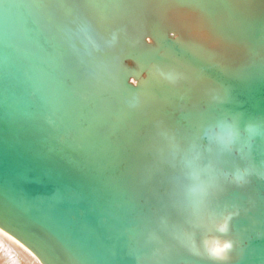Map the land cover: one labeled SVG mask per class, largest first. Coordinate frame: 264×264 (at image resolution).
Masks as SVG:
<instances>
[{
    "label": "water",
    "instance_id": "water-1",
    "mask_svg": "<svg viewBox=\"0 0 264 264\" xmlns=\"http://www.w3.org/2000/svg\"><path fill=\"white\" fill-rule=\"evenodd\" d=\"M0 230L41 264H264V0H0Z\"/></svg>",
    "mask_w": 264,
    "mask_h": 264
},
{
    "label": "bare ground",
    "instance_id": "bare-ground-1",
    "mask_svg": "<svg viewBox=\"0 0 264 264\" xmlns=\"http://www.w3.org/2000/svg\"><path fill=\"white\" fill-rule=\"evenodd\" d=\"M0 236V260L4 264H41L32 253L1 230Z\"/></svg>",
    "mask_w": 264,
    "mask_h": 264
},
{
    "label": "snow or ice",
    "instance_id": "snow-or-ice-1",
    "mask_svg": "<svg viewBox=\"0 0 264 264\" xmlns=\"http://www.w3.org/2000/svg\"><path fill=\"white\" fill-rule=\"evenodd\" d=\"M148 13H145V16L147 17ZM199 211L202 213V214H205V215H212V210L205 207V206H201ZM0 238H2V236H0ZM11 239V237H9Z\"/></svg>",
    "mask_w": 264,
    "mask_h": 264
},
{
    "label": "clouds",
    "instance_id": "clouds-1",
    "mask_svg": "<svg viewBox=\"0 0 264 264\" xmlns=\"http://www.w3.org/2000/svg\"><path fill=\"white\" fill-rule=\"evenodd\" d=\"M230 245H226L225 247H229ZM4 247V246H3ZM0 264H4L3 260H0Z\"/></svg>",
    "mask_w": 264,
    "mask_h": 264
}]
</instances>
